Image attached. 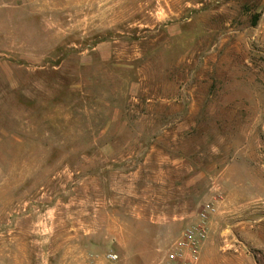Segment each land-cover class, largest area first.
<instances>
[{
    "label": "rangeland",
    "instance_id": "1",
    "mask_svg": "<svg viewBox=\"0 0 264 264\" xmlns=\"http://www.w3.org/2000/svg\"><path fill=\"white\" fill-rule=\"evenodd\" d=\"M206 204L197 264H264V0H0V264H167Z\"/></svg>",
    "mask_w": 264,
    "mask_h": 264
},
{
    "label": "built area",
    "instance_id": "2",
    "mask_svg": "<svg viewBox=\"0 0 264 264\" xmlns=\"http://www.w3.org/2000/svg\"><path fill=\"white\" fill-rule=\"evenodd\" d=\"M213 209L210 204L204 205L199 211L198 220L184 226L167 249V264H197L201 244L207 235L206 220L209 212L213 211ZM106 257L109 262L115 263L118 255L110 251Z\"/></svg>",
    "mask_w": 264,
    "mask_h": 264
}]
</instances>
